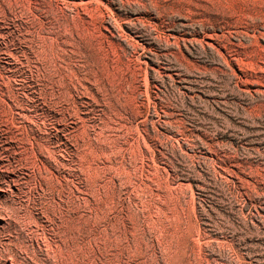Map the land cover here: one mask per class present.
Returning <instances> with one entry per match:
<instances>
[{"label": "rangeland", "instance_id": "374dc122", "mask_svg": "<svg viewBox=\"0 0 264 264\" xmlns=\"http://www.w3.org/2000/svg\"><path fill=\"white\" fill-rule=\"evenodd\" d=\"M0 264H264V0H0Z\"/></svg>", "mask_w": 264, "mask_h": 264}]
</instances>
